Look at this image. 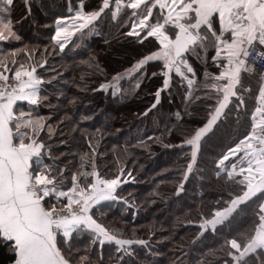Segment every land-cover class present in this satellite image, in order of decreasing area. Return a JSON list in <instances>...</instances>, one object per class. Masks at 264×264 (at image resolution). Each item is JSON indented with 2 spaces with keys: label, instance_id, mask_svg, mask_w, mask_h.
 Here are the masks:
<instances>
[{
  "label": "trees",
  "instance_id": "trees-1",
  "mask_svg": "<svg viewBox=\"0 0 264 264\" xmlns=\"http://www.w3.org/2000/svg\"><path fill=\"white\" fill-rule=\"evenodd\" d=\"M102 2L14 0L10 13L0 15L11 20L14 33L0 41V72L11 82L19 65L34 67L42 81L38 103L19 102L14 111L44 126L38 135L46 146L42 163L60 181L57 187L70 188L73 174L82 184L94 182L92 175L83 179L85 172L122 181L115 199L94 204L89 214L109 234L133 243L121 247L81 226L68 238L60 233L62 252L71 264H81V258L84 264H264V250L237 262L228 253H239L226 243L237 239L243 244L255 234L264 193L237 205L222 223H207L247 190L237 182L243 179L236 174L239 166L230 179V161L226 170L217 165L251 130L262 80L241 73L238 97L201 137L193 160V147L186 141L217 106L215 90L204 86L205 74L216 76L221 70L212 59L215 50L197 49L199 58L186 54L195 76L185 75L193 85L172 72L166 88L162 62L137 68L159 45L154 38L141 42L143 33L128 35L132 10L123 7L113 19L114 0L89 27L67 40L54 39L57 21L64 27L78 12L99 11ZM14 260L9 243L0 240V264Z\"/></svg>",
  "mask_w": 264,
  "mask_h": 264
},
{
  "label": "snow or ice",
  "instance_id": "snow-or-ice-1",
  "mask_svg": "<svg viewBox=\"0 0 264 264\" xmlns=\"http://www.w3.org/2000/svg\"><path fill=\"white\" fill-rule=\"evenodd\" d=\"M13 2L0 0V15L10 13ZM114 4L113 19L118 17L123 7L132 10L127 17L131 21L128 35L141 36L143 33L141 42L154 38L159 45V50L144 57L137 68L150 61H162L165 76L175 72L191 87L194 81L185 75V71L193 76L195 72L185 54L199 58L197 49L205 52L209 48L215 50L212 59L221 70L216 76L205 74L204 86L215 90L217 106L210 112L207 124L186 141L193 147L192 159L195 160L202 135L220 117L230 97L237 96L236 86L240 83L241 72L253 71L248 64L250 52L258 47L264 48V0H128L126 5L123 0H114ZM105 9H109V0H103L99 11L87 15L78 12L77 18L81 22L74 23L72 27L75 30L89 27ZM11 24L10 19L0 18L4 29L0 30V41L14 36ZM69 35L67 27H62L61 21H57L54 39L57 42L62 38L67 40ZM35 72L34 67L28 70L19 65L14 71L15 85L10 83L4 72H0V80L4 82L0 85V240L11 246L14 264H71L58 246L57 235L62 233L68 237L81 226L91 229L104 240L115 241L121 247L132 244L131 240L117 239L109 234L89 214L94 204L115 199L113 193L122 182L119 176L102 179L98 173L85 172L84 180L89 175L95 180L82 184L73 174L72 186L64 190L62 186L57 187L60 181L42 163L46 146L38 135L44 126L30 116L26 117L24 112L17 114L14 111L17 101L26 100L32 105L38 103L37 93L42 81L34 77ZM164 85L167 87V79ZM101 87L106 88L105 85ZM156 95L159 97V91ZM240 104H243V99H240ZM231 158L236 159L231 162ZM226 161L231 163L230 179H235L234 173L239 166L240 171L236 174L242 175L243 179L237 182L246 185L247 190L233 199L228 208L215 213V218L207 222L213 226L222 223L237 205L245 203L257 192L264 193V82L259 88L258 106L252 113L251 130L228 149L217 166L226 170ZM191 168L192 164H189V171ZM48 197H54V201L46 200ZM64 199L66 203L62 202ZM256 215L259 222L253 236L247 237L243 244L237 239L226 242L239 253V256L231 251L228 253L237 262L257 249L264 250V204L259 206ZM84 260L81 258V264Z\"/></svg>",
  "mask_w": 264,
  "mask_h": 264
},
{
  "label": "built area",
  "instance_id": "built-area-1",
  "mask_svg": "<svg viewBox=\"0 0 264 264\" xmlns=\"http://www.w3.org/2000/svg\"><path fill=\"white\" fill-rule=\"evenodd\" d=\"M158 50L159 49H157L155 51H158ZM155 61H157V60L150 61V62H155ZM159 62H162V61H159ZM248 64L253 68V71L246 72V73L253 75V76H256L260 80H262V76H264V48L258 47L256 50L251 51L250 55L248 57ZM171 73L168 76H165V79L168 80V85L166 88H169L171 86V80H172V78H171L172 74ZM10 83L15 85L16 81H12ZM3 84H4V82L2 80H0V85H3ZM59 235H60V233H58L57 237Z\"/></svg>",
  "mask_w": 264,
  "mask_h": 264
},
{
  "label": "crops",
  "instance_id": "crops-1",
  "mask_svg": "<svg viewBox=\"0 0 264 264\" xmlns=\"http://www.w3.org/2000/svg\"><path fill=\"white\" fill-rule=\"evenodd\" d=\"M123 4L124 5H126V2H125V0H123ZM84 14V13H83ZM74 19H77L78 20V18H77V15L75 16V17H73V19L72 20H74ZM65 21H67V20H65ZM71 21V20H70ZM79 21V20H78ZM79 22H81V21H79ZM64 27H67V31H68V33H70V35H69V37L70 36H72L73 34H75V32H77V30H75L73 27H72V25L67 21L66 22V24L64 25ZM216 27H218V22H217V25H216ZM0 30H4L3 29V27L1 28L0 27ZM152 53V52H151ZM150 53V54H151ZM226 63V62H225ZM241 73H243V71L241 72ZM238 86V85H237ZM237 86H236V91H237ZM26 91H27V89H26ZM238 94V93H237ZM236 97H238V96H234V97H230V100H229V102H228V104H227V106L222 110V113H221V115H220V117L223 115V113H224V111H225V109L229 106V104L231 103V101L233 100V98H236ZM222 99V98H221ZM26 101V100H25ZM19 102H24V101H17L16 102V104L17 103H19ZM16 104L14 105V109H15V106H16ZM220 117L214 122V124L212 125V127L205 133V134H207L208 132H210L213 128H214V126L216 125V123L219 121V119H220ZM210 119V118H209ZM257 120H259V115L257 114ZM207 124V123H206ZM205 124V125H206ZM204 125V126H205ZM203 126V127H204ZM205 134H203L202 135V137L205 135ZM198 146H199V143H198V145H197V148H196V152H197V150H198ZM247 173H245V175H246ZM114 194V193H113ZM109 200H111V199H109ZM103 201H105V200H103ZM67 202V201H66ZM46 206H47V204H46ZM74 232V231H73ZM72 232V233H73ZM71 233V234H72ZM70 234V235H71ZM61 235H63L62 233H61ZM69 235V236H70ZM68 236V237H69ZM68 237H65V238H68ZM57 241H58V246H59V239H58V237H57ZM60 247V246H59ZM62 251V250H61ZM64 254V253H63Z\"/></svg>",
  "mask_w": 264,
  "mask_h": 264
},
{
  "label": "rangeland",
  "instance_id": "rangeland-1",
  "mask_svg": "<svg viewBox=\"0 0 264 264\" xmlns=\"http://www.w3.org/2000/svg\"><path fill=\"white\" fill-rule=\"evenodd\" d=\"M125 2H126V4L128 3V0H125ZM85 15V14H84ZM69 23L71 24V25H73L74 23H76V24H78V23H80L77 19H74V20H71V21H69ZM28 70H31V69H28ZM34 77H36V74L34 73ZM24 79H27V77H25ZM12 81H15V79L14 80H12ZM11 81V82H12ZM262 82H264V81H262ZM37 95H38V93H37ZM237 96H238V94H237ZM258 97H259V92H258V95H257V98H256V105L258 106ZM96 173V172H95ZM93 180H95V177L93 176ZM101 202V201H100ZM59 207V206H58Z\"/></svg>",
  "mask_w": 264,
  "mask_h": 264
},
{
  "label": "water",
  "instance_id": "water-1",
  "mask_svg": "<svg viewBox=\"0 0 264 264\" xmlns=\"http://www.w3.org/2000/svg\"><path fill=\"white\" fill-rule=\"evenodd\" d=\"M185 55H186V54H185ZM181 193H182V191L179 189V190L177 191V195L179 196Z\"/></svg>",
  "mask_w": 264,
  "mask_h": 264
}]
</instances>
